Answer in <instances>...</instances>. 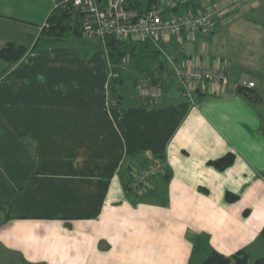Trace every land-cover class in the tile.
Masks as SVG:
<instances>
[{"label": "crops", "instance_id": "crops-1", "mask_svg": "<svg viewBox=\"0 0 264 264\" xmlns=\"http://www.w3.org/2000/svg\"><path fill=\"white\" fill-rule=\"evenodd\" d=\"M60 4L0 0V47L31 49ZM207 36L186 41L230 81L191 99L165 73L152 105L132 90L112 99L99 39L70 35L23 58L0 84V264H189L200 235L226 256L263 249L264 96L255 78L236 90L256 68L208 50ZM182 46L167 43L177 59L198 56ZM9 66L0 58V76ZM229 152L224 170L209 163ZM150 158L162 172L132 201L123 179Z\"/></svg>", "mask_w": 264, "mask_h": 264}, {"label": "built area", "instance_id": "built-area-1", "mask_svg": "<svg viewBox=\"0 0 264 264\" xmlns=\"http://www.w3.org/2000/svg\"><path fill=\"white\" fill-rule=\"evenodd\" d=\"M68 1H71L72 6L82 16L83 34L99 39L105 46L112 37L121 41L134 38L151 39L164 52L171 71L182 81L185 93L191 99H195L198 90L217 93L230 81V75L220 61L210 62L209 59L192 55L179 62L166 48L172 37L179 43L211 34L218 13L213 8L204 6L194 12L192 6L187 5L193 0H158L147 12L141 14L137 10L127 9L126 0ZM130 62L131 55L128 53L123 57L122 68L126 69ZM110 75L118 76L115 72ZM151 80L148 76L145 78L147 83ZM255 85L254 81L240 80L235 83V88H251ZM155 89L159 93L162 91L158 85ZM159 93H154L153 96H158ZM162 169L157 161H151L147 167L132 171L129 179L132 191L149 189L154 177Z\"/></svg>", "mask_w": 264, "mask_h": 264}, {"label": "trees", "instance_id": "trees-1", "mask_svg": "<svg viewBox=\"0 0 264 264\" xmlns=\"http://www.w3.org/2000/svg\"><path fill=\"white\" fill-rule=\"evenodd\" d=\"M156 2H158V0H126L125 6L127 9L137 10L143 14L147 12ZM68 3L69 4L65 7H62L60 4L52 10L47 18L48 23L43 26L34 46L31 49L25 45L13 42L0 47V58L6 60L10 65L9 68L0 76V84L19 67L23 58L33 49L61 42L70 35H84L82 24L79 23L82 20V18L80 19L81 14L73 8L71 1H68ZM187 5L192 6L194 12H197L200 8L204 7L200 0H197V2L194 0L190 1ZM106 48L108 52L110 70L111 72L118 74L116 77L111 76L109 83L110 95L112 96V99H124L127 93H129L131 81H136L137 78H139V76L130 74L131 72L124 71L122 68L123 57L128 53L131 55L130 68H132V71H138L141 73L149 72L151 74L152 84H160L164 88L167 86L166 81L162 80L163 75L167 73V71V74L173 72L167 66V63H165L167 61V57L164 52H162L151 39L134 38L128 41H121L112 37L107 40ZM166 48L168 50L167 45ZM168 51L171 53V50ZM154 62L158 63L157 68H154ZM134 84L137 85L136 82ZM244 88L245 87H237L236 90L244 92ZM137 96V98H139L137 101H139L142 105H152L154 103V100H152L149 96L143 98L140 93ZM152 159L154 158H150L148 163H150ZM234 160L235 154L233 152H229L222 157L210 161L209 163L219 170H224L230 166ZM169 176L170 174L166 177L169 178ZM123 182L125 184L128 197H131L130 200L136 201V194L130 187V181L127 180V178H124ZM132 196H135V198ZM238 197V194L232 192H228L227 194L229 201H235ZM2 206L3 205H0V209ZM245 213L248 214V210H246ZM260 237L264 239V227L260 233ZM190 264H264V256L259 257L253 263L249 262V255L245 249H241L231 256H226L211 246L209 236L200 235L194 245Z\"/></svg>", "mask_w": 264, "mask_h": 264}, {"label": "rangeland", "instance_id": "rangeland-1", "mask_svg": "<svg viewBox=\"0 0 264 264\" xmlns=\"http://www.w3.org/2000/svg\"><path fill=\"white\" fill-rule=\"evenodd\" d=\"M200 2L205 8H213L218 11L214 19L212 33L203 40H206L208 50L230 58L235 66L241 65L246 69L256 68L255 72L246 71L243 75L246 80L255 78L257 91L264 96V0H200ZM179 43L184 46H182L183 48L188 47L189 52H197L196 54L201 57L200 53L202 54L203 50L198 51L193 48L196 41L187 42L184 40ZM178 60L182 62L185 58L181 56ZM156 63L154 68L158 67ZM165 63L171 69L170 63L168 61ZM130 67L131 62L127 68ZM129 72L139 76L136 81L132 80L129 86L133 95L141 93V96L146 98L148 95L159 93L152 81L145 82L147 76L151 78L149 72L141 73L132 70ZM135 82L137 85L134 84ZM155 97L160 99V93ZM133 99L139 98L132 96L131 100ZM260 251L258 254L254 252L248 254L250 263L258 259V256H264V247Z\"/></svg>", "mask_w": 264, "mask_h": 264}]
</instances>
